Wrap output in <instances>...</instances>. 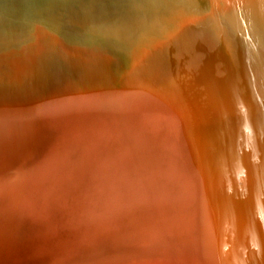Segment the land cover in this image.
I'll return each instance as SVG.
<instances>
[{
  "label": "bare ground",
  "instance_id": "6f19581e",
  "mask_svg": "<svg viewBox=\"0 0 264 264\" xmlns=\"http://www.w3.org/2000/svg\"><path fill=\"white\" fill-rule=\"evenodd\" d=\"M0 264H264V0H0Z\"/></svg>",
  "mask_w": 264,
  "mask_h": 264
},
{
  "label": "water",
  "instance_id": "95a60500",
  "mask_svg": "<svg viewBox=\"0 0 264 264\" xmlns=\"http://www.w3.org/2000/svg\"><path fill=\"white\" fill-rule=\"evenodd\" d=\"M78 218H79V219H78ZM84 218H85L84 214H82V217H81V218H80L79 215H78V217L75 218V219H78V220H79V221H78V225H82V223H83L82 220H84ZM60 219H61V218H60ZM60 219H59V220H60ZM53 222H54V223L56 222L57 225H58V223L61 222V221H58V222H57V217H56V219L54 218V221H53ZM84 222H85V221H84ZM142 230H143V229H140L139 231L142 232ZM130 235H131V234H129V236H130ZM129 239H130V238H129ZM105 245H107V241H102L101 244H100V243H96L95 246H98V248H99V247L102 248L103 251H106V250L110 249V248H108L107 246L104 247ZM112 247H113V245H112ZM96 249H97V247H93V250L96 251ZM135 249H136V248H135ZM149 250H150V249H149ZM153 253H154V252H151V251H150V252H149L150 255L147 254V256L150 257V258H153Z\"/></svg>",
  "mask_w": 264,
  "mask_h": 264
}]
</instances>
